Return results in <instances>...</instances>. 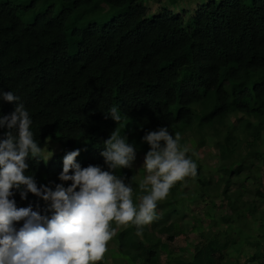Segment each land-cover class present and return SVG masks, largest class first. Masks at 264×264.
Returning <instances> with one entry per match:
<instances>
[{
  "label": "trees",
  "instance_id": "16d2710c",
  "mask_svg": "<svg viewBox=\"0 0 264 264\" xmlns=\"http://www.w3.org/2000/svg\"><path fill=\"white\" fill-rule=\"evenodd\" d=\"M186 16L152 14L145 0H0V264H34L62 245L96 256L113 240L115 264H161L162 248L166 264H239L228 253L239 239L214 227L188 258L168 242L203 228L177 198L179 172L196 162L193 193L223 198L221 221L257 218L264 193L247 182L264 164V0H206ZM208 136L217 178L191 150L172 170L169 146ZM50 138L63 150L48 160L37 151ZM128 148L165 158L156 182H139ZM105 187L107 199L93 193ZM57 193L67 200L52 220ZM134 197L148 208L132 212Z\"/></svg>",
  "mask_w": 264,
  "mask_h": 264
},
{
  "label": "rangeland",
  "instance_id": "374dc122",
  "mask_svg": "<svg viewBox=\"0 0 264 264\" xmlns=\"http://www.w3.org/2000/svg\"><path fill=\"white\" fill-rule=\"evenodd\" d=\"M145 1L152 14H157L158 11L164 7L178 13L182 12L184 9L187 11L186 20H189L196 4L205 2L206 0H174V2L171 0ZM75 51L76 48H72L70 54L75 53ZM231 120L234 122L235 118L232 117ZM190 140L191 139L189 138L186 141L184 149L179 150L174 146H169L167 148L166 157L173 160L172 170L177 171L176 162L183 156L184 151L191 150L200 158V163L202 165L201 173L206 176L211 175L217 178L219 175L218 168L221 163L219 160L220 152L215 146V138L208 136L205 144L203 145H200L199 142L193 145ZM56 144L57 143L54 139H48L44 146L41 149H38L37 154L48 160L51 159L53 155L63 150L61 146L55 148ZM261 151L264 153V144L261 146ZM127 152L129 156V167L136 172L137 178L141 184L148 185L159 179L158 170L165 165V158L159 157L155 161L151 162L148 156L141 151L128 148ZM72 157L79 162V154L72 153ZM198 166V162H196L183 172H179V195L177 194V198L179 199L180 204L187 206V213L189 217L186 219V222L190 224L194 223L193 216L198 215L199 218L203 219V228L202 230L193 231L190 226L186 225V231L179 236H176L173 241H169L168 243L173 245V248L176 250L178 255L188 258L194 251L195 245L201 240V233H207L212 229V227H214L217 231H223V236H227L228 234L231 237L239 239V244L236 247L231 248L228 252L230 258L237 259L239 264H250L249 262L252 260L254 254L259 253L260 255L258 260L255 261H264V238H262L261 242L258 244L253 241V239L258 236H264V224L262 221L264 200L256 201L258 209L257 218H251L248 216L246 219H242L240 221H237L235 218L231 221H227L228 223L221 221L222 215L231 213L227 202L223 198H216L212 200L211 198L205 197V199H203L204 197L201 196L200 192L193 193L196 181L192 178L191 172ZM152 168L154 169L151 170ZM253 171L256 173L259 182L253 184L252 180H249L247 182V186L254 188L259 184L260 190L264 193V164L257 162L253 166ZM170 184L171 182L168 181L165 184V187H168ZM93 193L99 198L107 199L109 197L108 188L106 187L95 190ZM52 198L54 201L51 205V218L52 220H56L61 214V210L66 203L67 197L61 193H57L52 196ZM247 199H249L248 195ZM147 208L148 200L144 197H134L130 204V210L132 212ZM71 209H73V207H70L69 210L71 211ZM71 212L70 215H72ZM66 217L68 218V213H66ZM215 220L218 227L213 226ZM38 227L37 223L32 225V228L34 229ZM125 227V221L121 220L119 221L117 230L124 229ZM249 235L253 236V239L249 240ZM162 238L163 242L167 241L166 235H163ZM117 245V240H113L103 252L96 256L91 254L89 250L78 251L73 255H61L58 252L62 250L63 246L67 247L68 245L56 246L41 252H47L49 254L38 255L34 264H95L99 261H104L106 264H115L113 255H117ZM168 260V251L165 248L160 249L161 264H166ZM135 264L139 263L136 262Z\"/></svg>",
  "mask_w": 264,
  "mask_h": 264
},
{
  "label": "built area",
  "instance_id": "2783aa9c",
  "mask_svg": "<svg viewBox=\"0 0 264 264\" xmlns=\"http://www.w3.org/2000/svg\"><path fill=\"white\" fill-rule=\"evenodd\" d=\"M262 264H264V263H262Z\"/></svg>",
  "mask_w": 264,
  "mask_h": 264
}]
</instances>
